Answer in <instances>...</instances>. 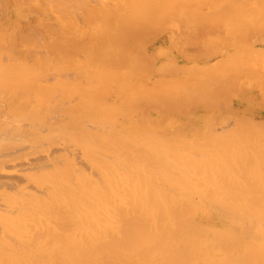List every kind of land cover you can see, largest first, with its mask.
<instances>
[{
  "label": "bare ground",
  "instance_id": "bare-ground-1",
  "mask_svg": "<svg viewBox=\"0 0 264 264\" xmlns=\"http://www.w3.org/2000/svg\"><path fill=\"white\" fill-rule=\"evenodd\" d=\"M0 264H264V0H0Z\"/></svg>",
  "mask_w": 264,
  "mask_h": 264
},
{
  "label": "rangeland",
  "instance_id": "rangeland-1",
  "mask_svg": "<svg viewBox=\"0 0 264 264\" xmlns=\"http://www.w3.org/2000/svg\"><path fill=\"white\" fill-rule=\"evenodd\" d=\"M17 178H19V177L17 176ZM17 178H16V179H14V180H17Z\"/></svg>",
  "mask_w": 264,
  "mask_h": 264
}]
</instances>
